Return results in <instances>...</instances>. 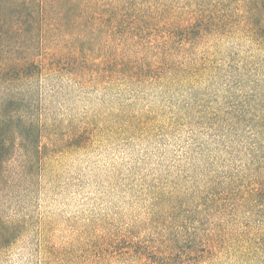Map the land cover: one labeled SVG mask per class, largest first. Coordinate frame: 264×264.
Returning a JSON list of instances; mask_svg holds the SVG:
<instances>
[{"label": "rangeland", "instance_id": "1", "mask_svg": "<svg viewBox=\"0 0 264 264\" xmlns=\"http://www.w3.org/2000/svg\"><path fill=\"white\" fill-rule=\"evenodd\" d=\"M209 53L197 82L168 89L166 68L131 82L80 87L65 72L39 82L44 159L33 186L0 208V228L17 232L0 264L242 263L212 246L234 240L248 215L215 196L242 166L264 73L255 89L227 74L228 57L256 53L238 29Z\"/></svg>", "mask_w": 264, "mask_h": 264}, {"label": "trees", "instance_id": "2", "mask_svg": "<svg viewBox=\"0 0 264 264\" xmlns=\"http://www.w3.org/2000/svg\"><path fill=\"white\" fill-rule=\"evenodd\" d=\"M177 1L0 0V208L33 186L44 159L49 127L34 107L41 80L52 85L65 72L83 87L88 80H147L166 68V89L195 83L211 63L209 51L238 29L256 53L228 57L226 72L239 83L251 76L253 89L261 85L264 0ZM258 98L261 114L242 166L215 196L217 206L250 218L234 240L212 246L213 253L235 252L240 264H264V96ZM16 234L0 228V245Z\"/></svg>", "mask_w": 264, "mask_h": 264}]
</instances>
